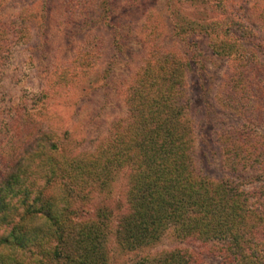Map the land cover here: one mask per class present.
Wrapping results in <instances>:
<instances>
[{
    "label": "trees",
    "instance_id": "1",
    "mask_svg": "<svg viewBox=\"0 0 264 264\" xmlns=\"http://www.w3.org/2000/svg\"><path fill=\"white\" fill-rule=\"evenodd\" d=\"M6 2L0 0V75L32 22L24 11L2 17ZM200 2L227 13L224 0ZM256 16L264 25V7ZM206 26L209 50L226 61L218 103L236 120L216 135L219 176L194 165L183 81L189 62L147 31L143 62L124 90L126 114L92 152L64 158L50 130L20 115L8 121L0 106V264H108L109 238L119 251L135 252L165 231L198 248L179 246L138 264H204L200 255L217 264H264V44L254 43L251 31L244 48L239 37L247 33L238 35L231 21ZM122 169V213L115 216L117 205L88 207L89 196L107 194Z\"/></svg>",
    "mask_w": 264,
    "mask_h": 264
},
{
    "label": "rangeland",
    "instance_id": "2",
    "mask_svg": "<svg viewBox=\"0 0 264 264\" xmlns=\"http://www.w3.org/2000/svg\"><path fill=\"white\" fill-rule=\"evenodd\" d=\"M224 1L225 15L200 0H7L2 17L24 11L32 22L21 30L23 37L12 46L0 75L5 119L17 120L20 115L38 130H50L51 138L60 141L58 154L64 158L92 152L112 121L126 114L124 90L143 62L145 33L151 31L164 48L189 62L183 81L194 165L207 177H218L216 135L236 120L218 103L217 87L226 61L209 50L206 25L218 21L221 29L231 21L238 35L247 33L239 37L244 48L251 46V31L254 43L264 44V25L256 16L264 0ZM184 22L185 30L175 36V26ZM126 181L125 170L118 171L107 194L89 196L88 207L114 210L117 205L115 216L122 213ZM114 222L112 217L109 229ZM197 245L165 231L148 248L122 252L109 238L108 264H138L142 257L179 246L194 250ZM199 259L204 264L219 261L211 255Z\"/></svg>",
    "mask_w": 264,
    "mask_h": 264
}]
</instances>
